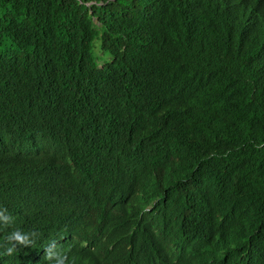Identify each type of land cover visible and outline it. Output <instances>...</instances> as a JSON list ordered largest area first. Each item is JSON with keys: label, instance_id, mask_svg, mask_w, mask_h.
<instances>
[{"label": "trees", "instance_id": "1", "mask_svg": "<svg viewBox=\"0 0 264 264\" xmlns=\"http://www.w3.org/2000/svg\"><path fill=\"white\" fill-rule=\"evenodd\" d=\"M0 212V264H264V0H0Z\"/></svg>", "mask_w": 264, "mask_h": 264}, {"label": "clouds", "instance_id": "2", "mask_svg": "<svg viewBox=\"0 0 264 264\" xmlns=\"http://www.w3.org/2000/svg\"><path fill=\"white\" fill-rule=\"evenodd\" d=\"M0 220H3L5 223H8L10 221V218L4 215L3 212H0ZM31 235L33 234H25L19 230L12 232L7 238L8 242L11 243V247L7 248L5 254L9 256L12 255L16 250L17 245H23V246L30 245L32 243V240L30 239ZM45 259L49 261L54 260V264H66L68 260L66 255H63L60 252H52V251H47Z\"/></svg>", "mask_w": 264, "mask_h": 264}]
</instances>
